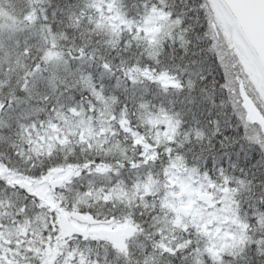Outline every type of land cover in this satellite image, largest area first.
Returning a JSON list of instances; mask_svg holds the SVG:
<instances>
[{"label": "snow or ice", "instance_id": "6c2138e0", "mask_svg": "<svg viewBox=\"0 0 264 264\" xmlns=\"http://www.w3.org/2000/svg\"><path fill=\"white\" fill-rule=\"evenodd\" d=\"M0 264H264V0H0Z\"/></svg>", "mask_w": 264, "mask_h": 264}]
</instances>
